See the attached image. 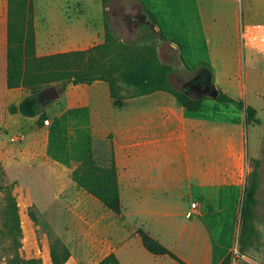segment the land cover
<instances>
[{"label":"crops","instance_id":"crops-1","mask_svg":"<svg viewBox=\"0 0 264 264\" xmlns=\"http://www.w3.org/2000/svg\"><path fill=\"white\" fill-rule=\"evenodd\" d=\"M139 1L149 13L151 28L181 47L183 64L202 69L207 84L236 85L231 77L221 82L210 76L219 58L224 64L235 60L240 69L255 62L256 51L257 63L264 67V50L251 41L253 33L264 38V0ZM65 92L64 103L55 107L58 123L92 137L111 136L110 164L117 166L123 205L120 221L132 226L108 237L115 245L108 254L116 252L123 264L138 253L159 264H181L147 250L139 228L188 264H219L232 253L251 166L244 110L211 96L200 109L189 110L166 91L131 97L117 106L104 80L71 83ZM52 124L49 120L48 128ZM89 151L87 145L75 161L81 162Z\"/></svg>","mask_w":264,"mask_h":264},{"label":"rangeland","instance_id":"rangeland-1","mask_svg":"<svg viewBox=\"0 0 264 264\" xmlns=\"http://www.w3.org/2000/svg\"><path fill=\"white\" fill-rule=\"evenodd\" d=\"M33 6L36 52L39 56L103 42L106 12L115 35L124 42L134 45L154 39L161 62L173 67L170 78L178 88L195 95H205L206 88H210L205 82L206 76L200 72L202 69L194 70L197 65L189 67L183 64L182 48L151 28L149 13L139 0H108L104 6L102 0H34ZM7 34L6 1L0 0V264H4L11 255L8 249L11 239L6 234L4 218L10 194L19 207L23 231L20 252L24 257H39L44 264H53L51 243L60 239L72 251L66 264L97 263L115 246L108 237L122 227L131 230L132 223L128 221V227L126 220L120 221V215L80 187L72 179V171L80 163L75 159L80 160L87 145L91 149L89 154L98 164L109 165L112 161L111 136L102 138L101 134L95 137L80 134L82 129L73 128V125L69 127L64 122L60 124L55 119V107L64 103L66 88L72 82L65 84V90L59 92V96L52 95L51 89L59 87L60 82L40 89L42 112L36 118L31 119L21 113L12 114L10 105L29 94L32 88L8 86ZM251 41L256 49L264 50L262 34L253 33ZM227 58L229 61L230 55ZM253 60L254 63H243L239 69L235 60L224 64L219 58L216 68L209 71L211 77L214 75L221 82L233 78L236 85H215L219 94L248 101L259 108L258 116L262 119L261 124L246 123L251 164L247 181L256 173L259 202L250 231L242 243L241 207L244 195L240 200L232 251L233 262L237 264H264V67L262 63H257L256 51ZM200 84L205 86L200 87ZM49 120L53 122L50 128ZM31 211L35 214L34 218L30 216ZM160 224L154 226L159 228ZM125 262L159 264V260H149L141 253ZM163 262L160 260V264Z\"/></svg>","mask_w":264,"mask_h":264},{"label":"trees","instance_id":"trees-1","mask_svg":"<svg viewBox=\"0 0 264 264\" xmlns=\"http://www.w3.org/2000/svg\"><path fill=\"white\" fill-rule=\"evenodd\" d=\"M34 0H8L7 34V82L8 86L31 87L32 91L19 103H12V114L21 113L27 117H37L42 112L40 89L53 82L68 84H91L105 80L109 84L114 104L122 106L126 100L156 91L173 94L187 109L198 110L203 101L210 98L204 95L195 98L178 88L171 80V65L161 62L154 39L144 44H128L117 37L111 27L107 13L104 14L105 39L87 48L61 51L39 56L36 52L34 27ZM106 5L108 0H102ZM161 36L166 37L163 33ZM155 38V37H153ZM216 100L224 105H234L245 111L246 123L261 124L255 106L234 96L220 93ZM256 173L247 181L241 207L242 232L240 241L245 242L250 231L257 196ZM72 179L88 193L97 197L115 214L123 212L118 181V170L114 162L110 165L98 164L93 155H87L72 171ZM8 206L4 212L6 234L11 239L8 249L11 255L4 264H44L39 257H24L22 247L23 231L19 207L13 195H9ZM31 218L35 217L33 211ZM142 244L156 255H169L181 264H188L174 251L143 228L138 229ZM72 256L68 245L60 239L51 243L53 264H66ZM233 254H227L219 264H232ZM123 264L116 252L112 251L97 263Z\"/></svg>","mask_w":264,"mask_h":264},{"label":"water","instance_id":"water-1","mask_svg":"<svg viewBox=\"0 0 264 264\" xmlns=\"http://www.w3.org/2000/svg\"><path fill=\"white\" fill-rule=\"evenodd\" d=\"M203 86H205V85L204 84H200V87H203ZM64 90H65V82H60L59 83V87H53L51 89V94L59 96V92H63ZM185 92H187L188 94H190L191 96H193L195 98H199V97L203 96L202 94L201 95H197V94L195 95V94L189 93L188 91H185ZM208 93H210L212 95H216L215 97H217L219 95V90L215 87V85L212 84V85H210L209 89L206 88V90L204 91L203 94L206 95Z\"/></svg>","mask_w":264,"mask_h":264},{"label":"built area","instance_id":"built-area-1","mask_svg":"<svg viewBox=\"0 0 264 264\" xmlns=\"http://www.w3.org/2000/svg\"><path fill=\"white\" fill-rule=\"evenodd\" d=\"M263 40H264V38H263ZM194 212H195V210L190 211V212H189V215L193 214Z\"/></svg>","mask_w":264,"mask_h":264}]
</instances>
